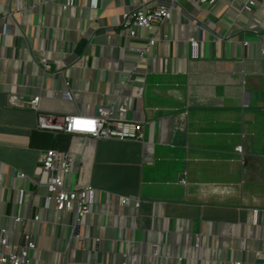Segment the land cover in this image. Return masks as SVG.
<instances>
[{
	"label": "crops",
	"instance_id": "1",
	"mask_svg": "<svg viewBox=\"0 0 264 264\" xmlns=\"http://www.w3.org/2000/svg\"><path fill=\"white\" fill-rule=\"evenodd\" d=\"M161 1L97 0L91 9L73 0L62 11L59 0H0V226L13 244L34 236L33 264H121L124 254L133 264H185L182 255L251 264L264 246V0L250 11L247 0H176L161 28L122 35V12ZM148 34L156 44L140 58ZM10 96H39L38 110L10 105ZM115 101L142 123V138L72 136L76 171L65 182L95 189L79 248L63 224L70 216L40 208L46 190L29 179H46L43 150L29 139L38 117L91 116ZM121 196L138 208L120 205ZM195 234L204 236L200 250L190 248Z\"/></svg>",
	"mask_w": 264,
	"mask_h": 264
},
{
	"label": "built area",
	"instance_id": "2",
	"mask_svg": "<svg viewBox=\"0 0 264 264\" xmlns=\"http://www.w3.org/2000/svg\"><path fill=\"white\" fill-rule=\"evenodd\" d=\"M59 1L62 11L68 10L73 2V0ZM175 1L176 0H162L154 7L141 5L133 6V8L125 10L121 14V22L119 24L122 35L129 38H137L139 29L145 30L150 34L161 28L170 20L172 11L175 8ZM190 1L199 7L206 5L214 6L218 2V0ZM253 3V0H247L244 9L250 11ZM89 7L91 9H96L97 0H89ZM149 34L145 37V44L143 47L138 50L140 58H142L143 55H149L151 49L156 44L154 37ZM262 38L260 53L264 55V36H262ZM190 43L191 46L197 44L192 38L190 39ZM46 62L47 57L42 59V64L48 69L49 66ZM135 69L134 67V70ZM66 85H68V83H66ZM64 96L71 99L69 91H66ZM39 101V96H35L26 102L19 101L17 96H10L8 100L12 106L28 108L34 111L38 110ZM128 113V107L124 103L115 101L111 104L98 106L95 114L91 116H66L61 121L53 119L47 120L38 117L37 130L48 132L52 136L63 133L72 136L84 135L95 140L140 141L142 138V123L129 118ZM234 150L240 153L242 147L238 146ZM40 170L46 176L43 182L38 179H29L25 173H20L19 177L22 180L29 179L35 187L43 186L45 188L46 193L40 205L41 210L52 211L57 216L68 214L70 220L67 224H63L68 227V238L70 242L75 243L79 248L87 247L84 245L87 238L77 233L76 229L81 226L84 218L92 213V200L95 189L90 185L81 188H72V186L66 184V177L72 175L76 171L73 168V157L68 151L61 152L53 148L44 149L41 157ZM2 187L0 175V189H2ZM18 195V202L22 203L24 190H18ZM119 202L122 206L133 205L134 208H138L139 205L138 201H135L133 204V198L125 196H121ZM260 212L259 210L252 211L255 216ZM11 218L13 222L16 223L22 221V218L19 217ZM42 220L40 215H35L32 218V221L35 223L44 222ZM203 240L204 236L202 234L193 235L190 248L200 250ZM89 241L90 240H88V243ZM36 249L37 246L33 235L24 233L23 243L13 244L9 241V230L0 226V264H33L32 254ZM159 254L158 245L152 243L150 248L147 249L145 256L153 260L159 257ZM132 257L131 255L124 254L121 264H133ZM68 260L69 259H67L66 264H74ZM176 260L180 263L184 260L186 261L185 264H200L199 257H187L182 255L178 256ZM213 262L215 261L208 259L206 264H213ZM232 264H242V262L236 260ZM251 264H264V246L261 248L259 256H256V260Z\"/></svg>",
	"mask_w": 264,
	"mask_h": 264
},
{
	"label": "trees",
	"instance_id": "3",
	"mask_svg": "<svg viewBox=\"0 0 264 264\" xmlns=\"http://www.w3.org/2000/svg\"><path fill=\"white\" fill-rule=\"evenodd\" d=\"M72 135L59 133L52 136L48 132L35 130L31 133L29 145L33 148L44 150L53 148L61 152L68 151Z\"/></svg>",
	"mask_w": 264,
	"mask_h": 264
}]
</instances>
